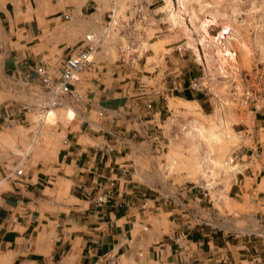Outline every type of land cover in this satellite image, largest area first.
<instances>
[{"label":"crops","instance_id":"1","mask_svg":"<svg viewBox=\"0 0 264 264\" xmlns=\"http://www.w3.org/2000/svg\"><path fill=\"white\" fill-rule=\"evenodd\" d=\"M55 1V6L40 4L35 12H24L0 0V98L11 96L0 102V123L5 125L15 116V125L10 121L9 127L30 129L36 124L29 117L36 109L29 107L30 112L22 114L21 103L14 97H19L25 86L36 89L34 94L41 99L46 91L36 68L47 66L58 77L73 56L70 49L82 41L75 42L72 29L63 30V15L71 14L73 20V14L80 11L84 15L97 6L94 0L61 5ZM111 4L118 9L117 2ZM90 28L97 27L92 23ZM154 57L146 55V61ZM163 58L166 65L147 61L140 70L129 63L111 68L113 75L124 80L116 88H121L124 97L135 98L121 102L129 103L126 108L132 105V118L115 111V118L104 124L90 120L94 109L105 116L111 106L104 84L107 65L94 64L87 72L92 76L85 78L84 93L77 87L79 83L75 84L90 109L84 129L68 134L64 148L51 163L40 162L25 170L21 178L10 177L16 167L10 169L0 163V255L8 264H264V105L255 125L239 132L252 139L253 145L237 154L239 163L246 167H242L238 173L242 177L233 186L235 200L255 208L253 216L263 233L201 226V210L191 204L206 200L204 191H197L199 197L193 195L196 186H192L180 189L174 198L159 191L157 195L155 183L150 181L153 171L140 167L156 151L154 136L161 124L162 99L167 100L177 91V98L197 103L205 114L214 111L204 91L191 89L190 69L172 86L169 80L178 68L168 64L173 65L172 53L159 54L158 59ZM145 78L154 82L152 88H135L136 82ZM133 91L136 93L126 95ZM146 92L152 99L148 102H154L151 110L141 106L147 102L142 101ZM235 113L238 120L240 114ZM37 134L29 132L32 145L36 144ZM109 180L116 181V200L98 207L95 199L101 193L99 183ZM150 203L153 207L143 208ZM152 217L165 221L167 227L157 228L150 222Z\"/></svg>","mask_w":264,"mask_h":264},{"label":"rangeland","instance_id":"2","mask_svg":"<svg viewBox=\"0 0 264 264\" xmlns=\"http://www.w3.org/2000/svg\"><path fill=\"white\" fill-rule=\"evenodd\" d=\"M5 1L12 8L24 10V12L28 9L35 12L40 4L55 6L56 3L55 0ZM57 1L60 5L67 1L69 4L87 2V0ZM94 1L97 3L96 9L91 8L84 15L80 11L73 14L71 22L62 17L61 27L65 32L72 29L73 33H76L75 42L83 40L86 35L91 33L99 35L104 33L109 21L108 11L110 10L117 11V15L121 19L128 20L126 11L136 4H143L150 6L153 10V17L150 19L146 36L140 40L137 54H134L133 51L119 49L116 45L118 34L115 32L110 33L106 43L95 53L94 64L96 66L107 65L104 84L108 89V102L111 106L107 107V114L102 117L101 113L99 115V111L94 109L90 120L95 124H104L103 122H106L107 119L115 118L117 115L115 111H123L121 113L127 119L135 116L132 112V105L126 108V104L129 103H121L122 100L128 101L129 98L132 100L135 98H133L134 96L124 97L121 88H116V84H121L124 80L118 79V75H113L111 68L129 63L128 66L140 70L143 69L147 61L148 64L155 62L159 66L166 65L165 59L159 60L158 56L161 53H172L173 65L168 64L174 69L178 68V72L171 75L172 80L168 79L172 86H174V81L179 82L183 79L184 74L190 69L193 80L192 83H189L192 86L191 89L204 91L207 94L208 103L210 101L213 103L214 111L213 113L208 111L205 114L197 103H188L177 98V91H174L167 100L162 99L161 114L159 115L161 124L159 128L157 127L158 132L154 136L153 149L156 151L154 155L147 157L140 167H147L148 170L153 171L150 181L155 183L156 192L154 193L157 195L162 192L166 197L174 198L178 192H181L180 189L189 190L192 186H196L192 192L193 195L197 193L199 197L197 191L201 190L200 187L210 189L208 196L205 197L206 200L191 204V207L201 210L199 216L201 226L207 224L208 227L222 228L226 231H242L249 234L263 233L260 222L253 216L256 213L255 208L235 200L236 190L233 187L236 180L239 181L242 177L238 173L242 171V167H246L239 163L237 154L244 153L246 147L253 145L252 139L245 137V133L239 132L248 126L253 127L255 121L260 119V113L247 114L252 109L253 103L246 104L242 99H236L233 88L235 85H240L241 88H253L255 92L261 93L263 96L261 104L264 105V61L260 49L261 45L264 46V0ZM111 2L113 4L117 2L118 9L113 8L112 4L110 5ZM79 23L83 25H79ZM92 23L97 28H90ZM8 29L12 30L10 27ZM48 34L51 33L48 32ZM230 39L240 40L244 48L249 50L248 70L244 69L240 72L236 69L233 57L229 53ZM142 43L143 46L140 49ZM193 45H197L199 51L192 48ZM81 46V42L74 45L70 49L72 55ZM167 49L171 50L167 51ZM146 55L155 57L146 61ZM55 63L56 61L53 62V64ZM50 71L54 74V69ZM87 72L79 75L80 81L77 87L82 93H84L82 87H86V77L92 76ZM139 73L141 74V72ZM187 76H189L188 73ZM138 82H136L135 88H139L141 85L152 88L154 84L147 78ZM20 90L22 91L19 93L20 96L14 97V99L21 103L19 109L22 114L27 112L24 109L25 106L36 109L29 114L31 121L36 124H33L30 129L19 126V123L17 125L19 127H9L10 121H13V125H15V116L10 117L5 125L0 123V159L3 160L0 163L2 167H10V169L23 165L24 169L28 170L30 167H36L40 162L51 163L54 156L56 158L59 149L64 148L63 143L68 134L84 129L86 125L84 119L85 117L89 118L90 109L86 107V99L83 102H75L65 98L62 100V105L47 116V112L40 108L49 98L47 93H42L41 99L37 100L34 94L36 89L28 90L23 86ZM135 93L133 91L126 95ZM150 96L148 92L142 96L144 97L142 101L147 102L141 106L145 105L148 110H151L148 106L154 103L148 102L152 100ZM10 98L11 96L0 98V102H6ZM223 105H235V112L240 114L237 123L232 126H225L220 120L218 112ZM121 107L124 110H119ZM48 117L51 118V121H48ZM193 126L200 127L202 135L199 134L200 136L197 138H192L188 132ZM30 131L38 133L36 136L38 139L34 145L31 144L33 139L29 135ZM142 140L138 139V142ZM143 147L147 146L144 144ZM232 158L236 165L232 162ZM199 167H204L203 171ZM201 191L203 192V190ZM147 207L151 208L153 204L150 203L149 206L143 208ZM201 208H205V210ZM151 221L157 228L167 227L166 222H159L157 217H152ZM143 230H145L144 227ZM0 264H8L1 258V255Z\"/></svg>","mask_w":264,"mask_h":264},{"label":"built area","instance_id":"3","mask_svg":"<svg viewBox=\"0 0 264 264\" xmlns=\"http://www.w3.org/2000/svg\"><path fill=\"white\" fill-rule=\"evenodd\" d=\"M118 12L111 10L108 14L109 21L106 24L104 33L102 34H88L81 41L82 46L77 52L71 56L65 63V67L58 77H55L47 66L41 65L36 68V74L41 80V83L49 95L48 100L40 106L44 112L49 113L62 105V100L67 98L75 102H82L84 100L83 94L75 88V84L80 81L79 75L85 71H88L94 65V55L99 51L106 43L110 36V33L115 32L118 34L116 38V45L119 49H125L126 51H133L134 54L138 52V45L140 40L146 36L150 19L153 17V10L150 6L143 4H136L126 11V17L128 20L121 19ZM66 21H71L72 16L70 14L63 15ZM219 43V42H218ZM222 45V43H219ZM224 46V45H222ZM133 64V62H130ZM234 96L236 99H242L244 103L251 104L253 107L247 112L251 114H257L263 109L261 100L263 97L261 93L255 92L251 87H243L235 85ZM261 98V99H260ZM148 108H152L151 105ZM24 109L30 112V108L25 106ZM103 116V113H101ZM234 154V153H233ZM232 162L235 160L232 158ZM236 165V163L234 164ZM25 169L23 165L15 168L10 177L14 175L16 178L23 177ZM115 187L116 181L109 180L107 182H100L99 188L101 193L95 199V204L98 207L115 201ZM205 192V196H208L210 189L200 187ZM112 264H120L119 262Z\"/></svg>","mask_w":264,"mask_h":264},{"label":"bare ground","instance_id":"4","mask_svg":"<svg viewBox=\"0 0 264 264\" xmlns=\"http://www.w3.org/2000/svg\"><path fill=\"white\" fill-rule=\"evenodd\" d=\"M171 1H173V0H171ZM178 1L180 2L181 0H178ZM142 46H143V43L141 44L140 49H142ZM191 47L197 49V45H195V46L193 45ZM260 49L262 51V60L264 61V46L261 45ZM197 51H199V50L197 49ZM229 53H231L230 56L232 55L233 58L232 57L231 58L233 59V61L235 63V67L238 71L241 72V70L247 69L249 67V60H248L249 50L244 48V46L240 42V40H237V39L231 40L230 39V41H229ZM199 57H201V56H199ZM52 111H54V110H52ZM52 111H50L49 113H51ZM49 113H46L47 116L49 115ZM218 114L220 115L221 122L224 123L225 126L229 127V126H232V124L234 125V123H237V117H236L237 115L235 113V105H229V106L223 105V106H221ZM48 121H51L50 117H48ZM190 132H188V133L192 138H197L198 136H200L199 134L202 135V129L198 126H193L192 129L190 130ZM199 169L201 171H203L204 167H199Z\"/></svg>","mask_w":264,"mask_h":264}]
</instances>
